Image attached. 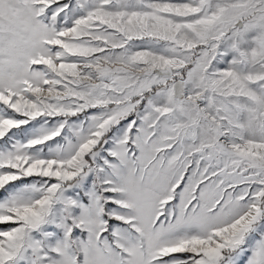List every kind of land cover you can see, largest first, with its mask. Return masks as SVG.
Here are the masks:
<instances>
[{"label": "snow or ice", "instance_id": "obj_1", "mask_svg": "<svg viewBox=\"0 0 264 264\" xmlns=\"http://www.w3.org/2000/svg\"><path fill=\"white\" fill-rule=\"evenodd\" d=\"M0 264H264V0H0Z\"/></svg>", "mask_w": 264, "mask_h": 264}]
</instances>
